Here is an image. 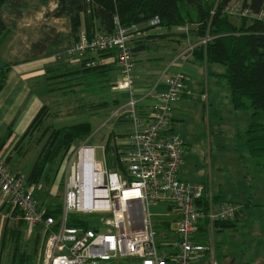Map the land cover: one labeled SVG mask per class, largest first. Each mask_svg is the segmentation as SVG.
<instances>
[{"label":"built area","instance_id":"2783aa9c","mask_svg":"<svg viewBox=\"0 0 264 264\" xmlns=\"http://www.w3.org/2000/svg\"><path fill=\"white\" fill-rule=\"evenodd\" d=\"M226 12L235 17L252 15L239 1L232 2ZM256 17L264 20V10ZM159 24L157 17L149 27L162 32ZM191 29L190 25L178 26L174 32L189 34ZM149 33L140 25L119 27L111 35L96 33L91 38L83 33L78 43L55 56L57 60L81 64L88 54L115 52L104 63L114 62L119 67L121 80L113 89L129 93L126 104L115 112V116L124 115L130 122L129 144L119 152L125 165L123 173L108 167L107 159L96 160L95 147H81L71 166L64 210L57 220L39 205L36 189L29 186L26 177L11 172L6 163L7 153L0 151V204L11 209L7 217L26 224L30 236L36 228H42L41 264H114L126 259L135 264H195L205 252L213 251L195 242L200 222L208 219L212 228L217 222L234 220L240 211V206L233 203L218 207L210 188L206 193L203 184L179 178L187 145L173 131V114L176 104L188 93L187 76L182 70L166 77L165 91L151 93L155 102L149 118L140 115V99L132 90L134 44ZM210 39L184 47L175 62H187L196 48ZM94 64L87 62L86 66ZM203 99L207 102L208 94ZM88 149L92 151V160L90 170L86 171L84 151ZM102 149L106 156L105 148ZM204 198L209 201L207 206ZM98 200L106 203L97 207ZM160 207L169 211L168 217L174 216L169 238L163 240H159L162 235L153 213ZM71 214L98 215L94 217L95 228L69 227Z\"/></svg>","mask_w":264,"mask_h":264},{"label":"trees","instance_id":"16d2710c","mask_svg":"<svg viewBox=\"0 0 264 264\" xmlns=\"http://www.w3.org/2000/svg\"><path fill=\"white\" fill-rule=\"evenodd\" d=\"M51 1H55L57 7L47 13V16L69 21L71 31L68 36L42 38L33 42L26 55L30 59L37 57L44 49L55 56L63 53L78 43L83 33L90 38L96 33L111 35L119 27L129 28L133 25H140L144 31L150 32L136 42L174 34L184 39H188L191 35L196 40L194 43L211 38L206 44L196 48V59L206 65L225 66L226 71L215 76L229 83L234 109L251 112L246 130L236 135L235 150L241 157L248 156L251 165L264 168V20L256 17L264 10V0H0V46L9 34L18 31L19 19L48 7ZM234 1H239L243 8L250 10L252 15L249 17L229 15L226 11ZM6 16L11 17L12 20H8ZM157 17L160 19L157 27H160L162 32H154L153 28L149 27ZM185 25L192 26L189 34L173 33L176 27ZM70 38L73 40L72 44L61 49L64 42ZM137 50V47L134 48V53ZM113 55H115L114 51L88 54L80 65L48 73L50 92L54 95L58 92H69L80 86L94 90V86L111 85L108 79L116 72L117 66L114 63H103L102 60ZM87 62L95 64L87 67ZM12 66L13 63H8L0 69V92L5 86ZM48 115L49 108L46 104L15 143L6 160L8 168L12 171L13 163L26 155L37 137H39L37 142L44 141L29 175L30 185L44 178L45 183L51 185L56 179L58 164L64 154L78 142L87 141L94 131L93 125L88 121L50 128L46 126ZM10 137L12 132L8 128L7 133L1 136L0 151L4 149ZM116 149L112 146V135H110L105 146L109 159H114L115 153L118 155ZM47 166L49 169L45 171ZM123 168L124 165L121 164V169ZM205 189L207 193L209 185L205 186ZM212 199L214 204L218 205L221 196L213 195ZM204 200L207 206L209 201L205 198ZM40 206L44 205L41 203ZM44 208L48 216L59 220L63 205L47 203ZM1 209L4 210V206ZM14 213L16 215L18 212ZM205 220L210 225L209 220ZM91 221L89 222L84 216L71 214L68 218V226L95 228V222ZM234 225L233 220L214 224L221 228H230ZM24 227L23 221L14 225L7 220L2 230L0 255L9 251V264H30L35 248L29 251V247L23 244ZM127 261L129 260H121L114 264H126Z\"/></svg>","mask_w":264,"mask_h":264},{"label":"rangeland","instance_id":"374dc122","mask_svg":"<svg viewBox=\"0 0 264 264\" xmlns=\"http://www.w3.org/2000/svg\"><path fill=\"white\" fill-rule=\"evenodd\" d=\"M6 18L12 20L9 16ZM35 22L34 20L33 24ZM41 22L43 21H39L37 27L30 29L32 27L23 26L26 24L25 21H20L21 28L18 32L9 34L4 47L14 49L16 54L13 53V56L16 59L22 58L25 48L35 42L34 40L42 33ZM194 42H196L195 38L190 35L188 39H185L184 47ZM195 57L194 53L187 62L183 63L190 74L193 96L185 99L184 106H180L178 110L174 111L179 120L176 123V133L187 145L179 178L182 181L209 185L212 194L221 195L224 203L240 206V211L234 218L236 221L239 217L236 230L230 228V231L225 234L215 231L213 235L212 232H208L204 244L212 248L211 240L214 238L215 245L218 243L221 245L215 248L213 257L212 255L207 256L199 264H212L213 261L217 264H264V168L251 165L248 156L241 157L235 150L236 135L246 130L251 112L249 110L236 111L229 83L225 79L213 76L214 73H224L225 66L206 65ZM104 61L105 58L102 62L104 63ZM72 65L77 66L80 63H72ZM206 85L210 106L209 102L203 99L206 92L201 94ZM114 86L104 84L94 86V90H87L80 86L69 92H58L47 101L49 115L46 126L59 128L88 121L93 125L94 131L87 141L78 142L64 154L58 164V169L57 166L55 168L58 174L51 185L45 183V178L40 179L34 185L29 184L31 169L44 144V141L37 142L39 137L29 147L26 155L13 163L14 170L12 171L24 175L29 186L36 189L35 196L39 205L41 203L44 206L47 203L53 205L62 203L64 210L71 166L77 161L78 152L83 146L95 147L96 160L104 162L107 159L108 167L116 172L123 173L125 170L119 153L118 155L115 153L114 159H109L107 155H104L102 149V147L105 148L110 135H112V146L117 148L118 152L126 149V145L119 142L127 139V132L122 130L130 128V122L124 115L122 117L115 116V112L128 101L125 93L127 91L115 90ZM14 145L13 143L9 144L3 152L9 156ZM121 164L124 165L123 170ZM48 169L47 166L45 171ZM2 206H4V210L1 209ZM160 209L161 207L154 209L153 213L154 216L156 215L155 222L162 235L159 240H163L169 238L170 225L174 216L168 217L166 214L169 211ZM9 214H11V209L7 204L1 203L0 240L7 220L14 225L21 221L10 219L7 217ZM80 216L86 217L89 222L90 220L94 222L93 217H98V215ZM36 232L43 234L41 227L36 228L35 234ZM27 239L26 237L25 240ZM23 244L29 247V251L32 250L31 244L25 242ZM2 253L0 263L9 264V251ZM126 264L135 263L129 260Z\"/></svg>","mask_w":264,"mask_h":264},{"label":"crops","instance_id":"0c3cea01","mask_svg":"<svg viewBox=\"0 0 264 264\" xmlns=\"http://www.w3.org/2000/svg\"><path fill=\"white\" fill-rule=\"evenodd\" d=\"M57 7L55 1H51L48 7H43L39 11L23 16L17 21L18 31L21 28L20 21H25L24 27L33 29L37 27V23L41 22L42 33L38 35V38L34 40H40L42 38H55L57 36H68L71 31L69 21L63 19H54L47 16V13L52 12ZM36 21L33 24V21ZM64 24V27L62 25ZM32 25V26H31ZM16 31V32H18ZM14 32V33H16ZM173 33H175L173 31ZM73 40L67 39L62 48H67L72 44ZM5 42L0 46V69L4 68L8 63H13V66L7 76V80L3 90L0 92V139L1 136L7 133L8 128L11 129L12 137L8 140L9 144H15L19 138L26 132L36 115L47 104V101L52 97L50 92V83L47 80V74L53 71L64 70L66 68L74 67L72 63L67 60H57L54 54L48 53L47 50L41 52L37 57L29 58L26 55L30 47L27 46L23 51L24 56L16 59L13 53L16 54L14 49L4 47ZM185 39L179 37L177 34L167 37H152L145 41L135 42L134 48H138L135 51V79L132 82V90L134 96L140 99V105L138 109L140 115L143 118H149L151 108L155 102V98L151 93L158 94L159 92L166 90L165 79L168 75L182 70L187 76L188 93H185L180 101L176 104L174 111L178 110L180 106H184V100L190 96H193L192 85L190 84V74L187 72L185 64L175 62L177 54L184 48ZM196 58V57H195ZM7 62V63H6ZM18 62V63H17ZM114 62H111V64ZM194 63V62H190ZM2 64H5L4 66ZM116 66L117 64L114 63ZM214 73L213 76H215ZM111 85L117 84L121 80V74L119 67L117 66L116 72L112 73L109 77ZM125 92V91H123ZM206 92L208 94L207 85L201 94ZM127 98L129 93L125 92ZM209 102V96H208ZM207 104V103H206ZM124 105V104H123ZM210 106V102H209ZM173 131L176 133L177 119L176 113L173 114ZM122 131L127 132V139L119 142L122 145L129 144V127ZM177 134V133H176ZM126 136V135H125ZM6 146L3 150L6 149ZM1 150V151H3ZM121 151V150H120ZM119 151V152H120ZM181 179V178H180ZM182 180V179H181ZM184 181V180H183ZM211 189V188H210ZM216 196V195H215ZM218 196V195H217ZM221 196V195H219ZM225 204L222 200L217 206ZM239 217L235 221V225L230 227L232 230L237 229V222ZM230 228H221L214 226L211 228L206 220H202L199 224V231L194 235L195 242L199 245L206 246L204 244L208 232L213 233L216 231L219 234H225L230 231ZM25 230H22L23 242L31 244L32 250L35 248L34 254L30 259V264H41L40 256L43 243V235L39 232H35L30 236ZM2 233V232H1ZM35 235V236H34ZM31 240H25V238ZM212 250L205 252L201 255L195 264H199L205 257L214 256V250L221 243L215 245L214 238L211 240ZM211 264V263H210Z\"/></svg>","mask_w":264,"mask_h":264},{"label":"bare ground","instance_id":"6f19581e","mask_svg":"<svg viewBox=\"0 0 264 264\" xmlns=\"http://www.w3.org/2000/svg\"><path fill=\"white\" fill-rule=\"evenodd\" d=\"M84 155L86 156V166H85V170H86V171H89L90 168H91L92 151L88 149V150L84 151ZM89 187H90V186H88V191H89ZM105 203H106L105 201L98 200V201H97V207H101V206H103Z\"/></svg>","mask_w":264,"mask_h":264}]
</instances>
